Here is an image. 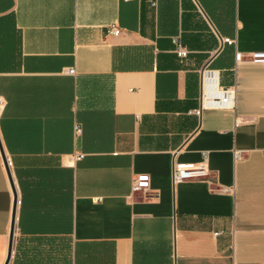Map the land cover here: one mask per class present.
Segmentation results:
<instances>
[{
    "label": "crops",
    "instance_id": "crops-1",
    "mask_svg": "<svg viewBox=\"0 0 264 264\" xmlns=\"http://www.w3.org/2000/svg\"><path fill=\"white\" fill-rule=\"evenodd\" d=\"M151 1L0 0L9 264H264V0Z\"/></svg>",
    "mask_w": 264,
    "mask_h": 264
},
{
    "label": "built area",
    "instance_id": "built-area-1",
    "mask_svg": "<svg viewBox=\"0 0 264 264\" xmlns=\"http://www.w3.org/2000/svg\"><path fill=\"white\" fill-rule=\"evenodd\" d=\"M153 5L156 4L155 0L151 1ZM109 33L118 35L121 33V28L117 25H111L109 27ZM177 48L176 51L180 57H185L188 54L187 48L183 45L179 38L175 39ZM229 42H231L229 40ZM240 58V55H238ZM250 61L257 63H264V51H253L250 53ZM69 72L74 73L75 69L71 68ZM234 91L230 88L217 87L212 93H207L204 97V103L208 106L215 107H232L234 105ZM214 102L207 104L208 102ZM80 131V129H77ZM236 157L242 156V151H236ZM205 160L207 159V153L204 154ZM210 169L204 161L201 165L181 164L175 165L173 168V180L174 182H181L192 178L208 177ZM150 178L147 174H142L133 180V191H139L149 186Z\"/></svg>",
    "mask_w": 264,
    "mask_h": 264
},
{
    "label": "water",
    "instance_id": "water-1",
    "mask_svg": "<svg viewBox=\"0 0 264 264\" xmlns=\"http://www.w3.org/2000/svg\"><path fill=\"white\" fill-rule=\"evenodd\" d=\"M0 152L3 157L4 163H5V166H6V169H7V172H8L12 187H13V191H14V205H13L12 224H11V232H10V239H9V250H8V256L5 262V264H9L11 253H12L13 240H14L15 216H16V209H17V192H16V188H15L14 181L12 178V174L10 171V167L8 164V160L5 154L3 143L1 141V137H0Z\"/></svg>",
    "mask_w": 264,
    "mask_h": 264
},
{
    "label": "bare ground",
    "instance_id": "bare-ground-1",
    "mask_svg": "<svg viewBox=\"0 0 264 264\" xmlns=\"http://www.w3.org/2000/svg\"><path fill=\"white\" fill-rule=\"evenodd\" d=\"M214 79H215V78H214ZM214 79H213V80H214ZM212 83H213V82H212ZM212 103H214V102L211 101V102H208L207 104H212Z\"/></svg>",
    "mask_w": 264,
    "mask_h": 264
}]
</instances>
